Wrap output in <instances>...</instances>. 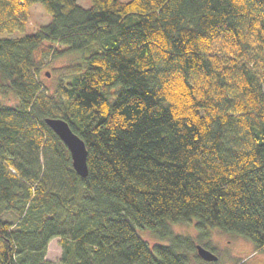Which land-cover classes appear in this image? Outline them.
Masks as SVG:
<instances>
[{
	"label": "trees",
	"instance_id": "obj_1",
	"mask_svg": "<svg viewBox=\"0 0 264 264\" xmlns=\"http://www.w3.org/2000/svg\"><path fill=\"white\" fill-rule=\"evenodd\" d=\"M34 2L49 20L0 37L18 99L0 102V264H54L53 237L63 264H217L171 231L192 218L211 251L206 226L264 249V0H0V32ZM65 51L47 92L39 68ZM46 116L84 141L85 176Z\"/></svg>",
	"mask_w": 264,
	"mask_h": 264
},
{
	"label": "rangeland",
	"instance_id": "obj_2",
	"mask_svg": "<svg viewBox=\"0 0 264 264\" xmlns=\"http://www.w3.org/2000/svg\"><path fill=\"white\" fill-rule=\"evenodd\" d=\"M81 5L88 6L90 0H77ZM49 20V14L44 10L39 2H34L29 6L28 17L23 25L21 31L14 32H0V37L17 36L22 33H31L36 28L46 23ZM79 54L77 52L65 51L60 56L47 59L40 66L38 78L42 87L47 92L54 90L56 80L60 77V71L63 66L74 63L78 60ZM48 71V74H45ZM0 102L4 105H16L18 99L15 94L10 90L0 92ZM3 218L14 221L12 214H5ZM170 229L173 233L181 234L184 236L192 237L194 242L197 240L198 229L195 226V220L192 218L189 221H178L170 223ZM206 235L203 237L202 242H206L213 248L216 254L217 264H264V249L256 251L254 244L251 240L239 236L237 234L223 231L217 227L206 226ZM138 234L147 241L149 247L155 243H167V239H159L149 228L136 226ZM61 248L58 243V237L50 239L47 245L45 257L50 259L54 264H63L60 261ZM188 264H203L202 261L194 257L193 252L188 254Z\"/></svg>",
	"mask_w": 264,
	"mask_h": 264
},
{
	"label": "water",
	"instance_id": "obj_3",
	"mask_svg": "<svg viewBox=\"0 0 264 264\" xmlns=\"http://www.w3.org/2000/svg\"><path fill=\"white\" fill-rule=\"evenodd\" d=\"M46 74H48V71H46ZM44 122L52 129L68 149L71 165L76 173L80 176H85L87 174L86 148L82 138L72 130L68 122L62 117L46 116ZM195 248L196 253L203 260H216V254L200 243H196Z\"/></svg>",
	"mask_w": 264,
	"mask_h": 264
}]
</instances>
